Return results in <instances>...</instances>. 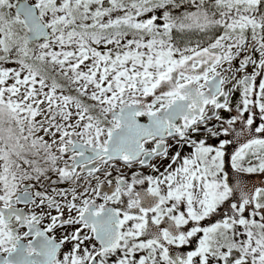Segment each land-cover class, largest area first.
<instances>
[{"label":"snow or ice","instance_id":"1","mask_svg":"<svg viewBox=\"0 0 264 264\" xmlns=\"http://www.w3.org/2000/svg\"><path fill=\"white\" fill-rule=\"evenodd\" d=\"M253 174L264 0H0V264H264Z\"/></svg>","mask_w":264,"mask_h":264},{"label":"flooded vegetation","instance_id":"2","mask_svg":"<svg viewBox=\"0 0 264 264\" xmlns=\"http://www.w3.org/2000/svg\"><path fill=\"white\" fill-rule=\"evenodd\" d=\"M252 180L253 181L264 180V176H260V175H257V174H253Z\"/></svg>","mask_w":264,"mask_h":264}]
</instances>
